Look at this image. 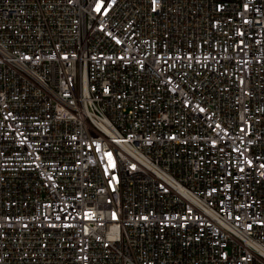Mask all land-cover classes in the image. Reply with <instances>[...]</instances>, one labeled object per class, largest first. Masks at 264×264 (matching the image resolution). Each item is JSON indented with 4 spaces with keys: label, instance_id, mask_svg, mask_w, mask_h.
<instances>
[{
    "label": "built area",
    "instance_id": "2783aa9c",
    "mask_svg": "<svg viewBox=\"0 0 264 264\" xmlns=\"http://www.w3.org/2000/svg\"><path fill=\"white\" fill-rule=\"evenodd\" d=\"M0 264H264V0H0Z\"/></svg>",
    "mask_w": 264,
    "mask_h": 264
}]
</instances>
